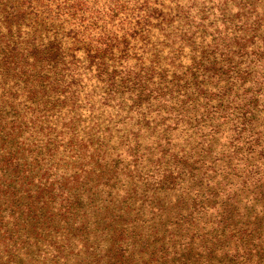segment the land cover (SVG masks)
<instances>
[{
  "label": "rangeland",
  "instance_id": "1",
  "mask_svg": "<svg viewBox=\"0 0 264 264\" xmlns=\"http://www.w3.org/2000/svg\"><path fill=\"white\" fill-rule=\"evenodd\" d=\"M28 1L19 34H15L14 24L4 27L1 18L0 31L7 34L11 27L19 41L18 52L57 44L55 74L59 77L52 87L49 84L48 95L39 89L29 90L25 97L29 105L21 102L17 114L11 116L6 113L8 107L2 108L1 124L16 115L22 118L20 127L15 128L18 138L0 134V143L8 146L14 140V145H20L25 169L32 179L46 180L44 186L66 189L79 169H87L91 163L88 141L83 142L87 139L90 147L101 146L99 154L105 152L115 170L110 169L105 183L95 178L96 173L91 174L93 182L88 185H99L92 199L85 194L70 216L60 213L64 216L36 226L33 236L17 241L9 256L3 247L9 249L11 242L4 245L5 240H0V264H95L90 262L91 253L97 254L93 261L101 258V250L111 235H116L113 227L120 225L121 219H126L125 226H144L135 217H152L158 208L164 211L180 193L193 196L199 176L215 169L231 188L237 186L241 169L247 166L241 168L243 156L256 154L253 141L264 139V0ZM132 26L134 34L128 36L123 53L115 47L104 56H87L88 41L104 37L110 29L119 36L123 27ZM239 44L245 49L240 50ZM127 65L140 74L148 70L150 81L155 82L148 89L158 88L136 98V83L118 84L125 78ZM184 71L187 73L182 75ZM108 74L113 76L111 84H107ZM193 87H201L198 95L192 93ZM183 91L194 98L192 105L191 100L179 106L170 99ZM249 95L250 102L246 99ZM243 98L248 104L244 109L238 107ZM45 99L44 105H37ZM241 114L250 120L239 123ZM180 155L190 157L183 171L177 163ZM205 157L211 161L209 167L193 162ZM167 171L170 175L165 178ZM191 173H197L195 180L190 179ZM201 182L205 183L206 177ZM126 190L129 194L122 198ZM245 197L242 195L240 202H245ZM51 199L49 211L63 204L58 195ZM103 201L112 202L110 207L118 205L115 214L123 216L107 221L102 217L104 210L95 208H103ZM245 205L246 214H252L254 208ZM195 217L193 221L198 223L211 219L204 214ZM161 232L165 239L171 237ZM200 238L202 230L190 226L171 238L174 249L187 241L193 248L186 264L194 260L205 264ZM124 243L119 247L122 257L114 259L124 262L121 264H129L130 259L134 264H148L146 250L138 246L128 249ZM261 250L264 256V245ZM218 257L209 256V263L226 264Z\"/></svg>",
  "mask_w": 264,
  "mask_h": 264
},
{
  "label": "trees",
  "instance_id": "2",
  "mask_svg": "<svg viewBox=\"0 0 264 264\" xmlns=\"http://www.w3.org/2000/svg\"><path fill=\"white\" fill-rule=\"evenodd\" d=\"M28 2V0H0V18L1 22L4 23V27L14 24L15 34H19L20 18L24 15L25 4ZM7 4H9V8L5 9ZM1 5L4 6L3 11ZM131 28L134 27H123L119 36L115 34V29L105 30L106 35L104 37L97 36L93 42H87L85 49L87 56L95 58L94 56L112 52V48L115 47L118 52L123 53L128 45V36H131L130 38L133 37V30L130 31ZM6 31L7 34L0 31L2 32L0 41V113H2L3 107H8L9 110L6 113H11L12 116V113L17 114L18 105L21 102L29 105L25 98L27 95L29 96L28 93L31 92L29 90L35 91V89H39L43 94L45 92L44 95H48L49 84L52 87L54 82L58 81L56 78L59 76L55 74V68L58 62L59 46L54 43H48L42 49L34 46L30 50L24 49L22 52H18L19 41L17 37L14 38L13 34H11V27ZM239 45L240 50L245 49L243 44ZM43 61L46 64H43ZM130 68L132 67L126 66L125 78L119 80L118 84L122 85L125 81L136 83V88L133 89L136 98H139L145 92L150 93L158 88L156 87L154 90L148 89L149 86L152 87L155 83L150 81V76L147 75L148 70H146V74H140ZM185 73L187 72L184 71L182 75ZM51 74L54 77L51 78ZM36 75L41 76V78L37 79L38 76ZM48 78L50 79L44 82ZM106 79H108L107 84L113 83L112 74H108ZM45 88L48 89L46 90ZM200 88L195 89L193 87L192 93L195 94L196 92V95H198ZM158 95H155L156 99H160ZM181 97L183 100L180 102L179 98ZM250 98L251 95L246 97L249 102ZM170 99H174L181 106L190 100L189 105H192L194 98L187 96V93L183 91L180 95L178 94ZM246 99H241L243 102L239 100L240 105L238 107L244 109L248 105L244 102ZM47 101L45 99L41 101L42 104L38 103L37 105H44ZM49 102L52 106V102ZM190 107L192 108V106ZM21 118L22 115H16L10 121L1 124L3 118L0 115V134L3 137L13 136L18 138L19 133H17L16 129L20 127ZM239 119L241 120L239 123H247L250 120L243 114L240 115ZM13 131L15 132L13 133ZM87 141L88 156L91 163L86 170L81 171L82 169H79V173L72 177V185L66 189L63 187L61 189L55 188L52 184L44 186L43 184L46 180L41 181V178L32 179L30 171L25 169V164L27 163L21 159L23 150L20 145H14V140L8 146L5 143H0V240H5L4 245L6 242H11L9 249L6 250L5 246L3 247L5 254L17 245V241L20 242L22 239L32 237L36 226H41L45 223L50 224L53 219L62 216L59 215L60 213H64V215L68 213L70 216L73 210H77L78 201L84 200L85 194L92 199L94 188H98L99 185L95 183L88 185L93 182L91 174L96 173L95 178L100 179L101 183H105L110 178L108 174L111 168L114 169L113 161L111 159L108 160L105 152L102 155L99 154L101 146L93 148L92 145L90 147L91 142L89 139L83 142L86 144ZM252 146H256V149L252 150L256 154L249 155L247 153L243 156L244 158L246 156V158L241 164V168L247 166L243 169L239 168L241 169L240 181L234 189L231 188V183L225 182L224 176L223 180L220 178L222 174L218 173L216 175V172L214 173L215 169L199 176L198 179L194 175L197 173H191L190 179L198 181L196 189L194 184L193 192L195 194L193 196H184L183 193H180L174 199L175 201L170 206H167L164 211L158 208L152 217L139 218V220L138 217H135L136 222H143L144 226L141 223L125 226L126 219H121V224L113 227L116 235L112 234V238L101 250V258H96L93 261L97 254L91 253L90 262L97 264L101 260V264H108L110 261L118 264L124 263L114 258L122 257L119 247L125 242L124 244L128 245V249L138 246L146 250L148 264H186L190 260L193 248L187 241L184 246L179 244L177 246L178 249H174V243L171 242V238L175 237L178 232L186 231L187 227L190 226L195 231L198 229L202 230V238H200L198 246H200L199 248L206 257L203 260L205 264H210L209 256L215 258L216 255L219 256V260H226V264H264L263 251L261 250L262 245H264V139L259 141V137L256 138ZM179 158L181 161L177 162L179 164L178 168L183 171L189 166L187 162H189L190 157L180 155ZM193 162H198L196 163L197 165L208 167V163L211 164L208 157ZM232 170H237L234 164L232 165ZM165 174V178L170 175L168 171ZM203 177H206L205 183L201 182ZM225 184H229V186L225 187ZM128 194L126 190L122 198H125ZM53 195L61 197L60 202L63 204L53 208L54 211H49L47 203L54 202V199H51ZM242 195L246 196L245 202H240ZM37 203H40L39 207H37ZM91 203L87 205H92ZM169 203L167 202V204ZM245 203L250 204L252 210L254 208L252 214H246L248 208H246L247 205ZM101 204H103V208L100 205L95 208L104 210L102 217L106 218L107 221H110L112 217L119 219L123 216L122 214H115L120 209L118 205L110 207L112 202L105 203V201ZM201 214L210 216L211 219L200 223L193 221L192 217L194 215H196V220L201 217ZM185 223L186 225L182 226ZM160 232L162 235L167 232L171 237L165 239L164 236L160 235ZM118 238L121 241H118ZM7 256H9V253ZM88 256L89 253H86L85 259ZM128 257H132L131 254ZM127 263L134 264L131 259ZM196 263L197 260L192 262V264Z\"/></svg>",
  "mask_w": 264,
  "mask_h": 264
}]
</instances>
